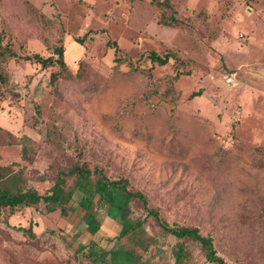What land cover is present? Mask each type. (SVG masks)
<instances>
[{
    "label": "rangeland",
    "instance_id": "1",
    "mask_svg": "<svg viewBox=\"0 0 264 264\" xmlns=\"http://www.w3.org/2000/svg\"><path fill=\"white\" fill-rule=\"evenodd\" d=\"M169 3L173 11L150 0H0L4 44L42 58L62 47L67 66L51 84L56 66L0 62V167L39 194L75 163L99 167L145 194L169 225L211 238L224 264H264V0ZM150 51L182 62L159 67ZM176 66L184 75L174 79ZM78 183L66 180L65 217L44 204L3 212L8 264H92L90 253L113 248L121 254L113 263L105 253L103 264H175L177 240L145 219L140 203L126 216L145 219V251L118 237L120 209L109 215L97 197L79 208ZM92 213L97 231L84 223ZM30 226L41 238L22 233ZM185 243L181 264H213L199 244Z\"/></svg>",
    "mask_w": 264,
    "mask_h": 264
},
{
    "label": "trees",
    "instance_id": "2",
    "mask_svg": "<svg viewBox=\"0 0 264 264\" xmlns=\"http://www.w3.org/2000/svg\"><path fill=\"white\" fill-rule=\"evenodd\" d=\"M155 2L159 6H163L166 9L173 11L169 0L157 1ZM172 22L178 24L177 21L172 18ZM163 23V22H162ZM166 26H170L168 22L163 23ZM105 33L104 30H101ZM4 36L0 33V62L7 59L23 60L29 63L39 64L43 68L56 66L59 71H52L50 73V83L55 84L60 78H62L63 73H66L67 66L64 61V51L62 47H58L54 50L56 57L42 58L39 55H18L9 43L4 44ZM82 40L78 41L81 44ZM106 46L114 50L116 55L115 62L117 64H122L123 59L119 57L120 49L115 41L107 40ZM147 59L156 64L159 67L165 66L170 59H173L175 63H180V59L172 52H168L163 56L158 55L154 51H150L146 56ZM180 75H184L182 71L176 66V74L174 79H177ZM0 84H6V78L2 74V69L0 66ZM201 94V91L192 93L190 98H195ZM15 96V94H13ZM23 157H26V152H22ZM80 156V153L78 154ZM91 177H95L93 189H90ZM68 178H74L77 180V188L85 195L81 198L79 203V208L83 211H88L92 206L93 199L98 198L99 201H104L105 204L109 206V215L112 214L114 208L121 210L123 216L121 227L119 231V238H127L131 242H137L140 248L145 251L148 245L147 238L146 241L143 239L144 229L143 225L146 218H151L158 226V228L165 234L172 236L177 240L174 245L173 255L175 264H181L182 259L186 253V243L193 242L200 245L202 251L204 252V257L207 262L213 264H224L223 260L219 258L212 245V240L209 237H205L199 233L197 228L181 227L177 225H169L168 222L163 220L160 213L156 209L149 207L148 198L145 194L140 191L130 189L128 187V181L125 179L110 180L104 173V171L99 167L90 168L85 163H75L68 171H60L57 174V178L53 185L48 188L43 194H39L36 190L32 188H25L26 182L22 181L21 178L17 177L16 174H11L10 170L5 167H0V217L3 212L7 211V216H13L16 210L24 208H33L39 204H44L48 212H52L55 209L60 210L61 217H65L67 214V202L72 199V192L65 191V184ZM131 202H138L141 204L143 210L146 212L145 219H130L126 216L127 205ZM89 230L97 231L98 226L94 223V215L90 214L87 219L84 220ZM23 234H27L28 239L36 240V236L32 231L31 226L27 229H21ZM27 240V239H26ZM26 240L24 242H26ZM28 242V241H27ZM35 243V242H34ZM34 243H31L32 245ZM29 244V243H28ZM35 245V244H34ZM29 246V245H27ZM26 246V247H27ZM30 250L26 251L29 254ZM110 255V260L114 263L117 257L121 254V249H111L109 252H105ZM105 253L95 255L90 253L92 264H103ZM125 255L127 260L132 258V251L126 250Z\"/></svg>",
    "mask_w": 264,
    "mask_h": 264
},
{
    "label": "crops",
    "instance_id": "3",
    "mask_svg": "<svg viewBox=\"0 0 264 264\" xmlns=\"http://www.w3.org/2000/svg\"><path fill=\"white\" fill-rule=\"evenodd\" d=\"M12 221H14V218L12 219ZM9 224L11 225V223L9 222ZM12 226V225H11ZM37 227L34 226V229H33V233L35 234L36 236V239H39L41 238L42 234L40 233H36L38 232ZM19 240H22V242H24L26 240V238L24 236L21 235V239ZM30 254V253H29ZM29 254L27 256H29ZM0 264H8L7 260H6V256L5 254L3 253L2 251V243L0 242Z\"/></svg>",
    "mask_w": 264,
    "mask_h": 264
}]
</instances>
